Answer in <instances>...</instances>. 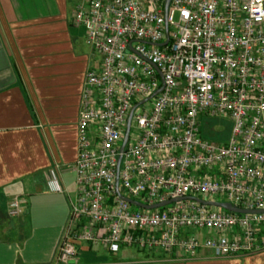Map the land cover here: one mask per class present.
<instances>
[{
	"label": "built area",
	"instance_id": "1",
	"mask_svg": "<svg viewBox=\"0 0 264 264\" xmlns=\"http://www.w3.org/2000/svg\"><path fill=\"white\" fill-rule=\"evenodd\" d=\"M73 22L100 62L85 78L78 194L57 259L82 240L188 257L263 250L264 211L198 198L264 208V0H170L167 18L166 0H76ZM206 118L230 126L225 139L205 133Z\"/></svg>",
	"mask_w": 264,
	"mask_h": 264
},
{
	"label": "crops",
	"instance_id": "2",
	"mask_svg": "<svg viewBox=\"0 0 264 264\" xmlns=\"http://www.w3.org/2000/svg\"><path fill=\"white\" fill-rule=\"evenodd\" d=\"M75 6L0 0V264H64L57 251L78 194L85 78L100 62L85 26L73 22ZM14 197L22 207L15 215ZM68 264H264V249L225 257L200 249L188 257L82 240Z\"/></svg>",
	"mask_w": 264,
	"mask_h": 264
},
{
	"label": "water",
	"instance_id": "3",
	"mask_svg": "<svg viewBox=\"0 0 264 264\" xmlns=\"http://www.w3.org/2000/svg\"><path fill=\"white\" fill-rule=\"evenodd\" d=\"M169 2L170 0H166V18H167V8H168V5H169ZM168 23V22H167ZM162 88V87H161ZM161 88H159L158 90L155 91V93H157ZM132 113H133V110L131 111L130 113V116L128 118V124H127V130H126V133H125V136H124V139L122 141V144H121V147H120V151L121 153L119 154V157H118V173H119V168H120V164H121V159H122V152L124 151V148H125V145L127 143V140H128V137H129V131H130V126H131V117H132ZM119 182V175L117 176V183ZM125 199H127L128 201L132 202V203H135L137 205H140V206H144V207H158V206H163L173 200H176V198H171V199H167V200H163V201H160V202H156V203H152V204H145L143 203L142 201H139L137 199H134V198H131L127 195H124V194H121ZM200 201L204 202V203H207V204H214V205H219V206H224L225 208L227 209H230V210H233V211H237V212H255V211H264V208L263 209H246V208H241L239 206H235L233 205L231 202L229 201H213V200H206V199H203V198H198Z\"/></svg>",
	"mask_w": 264,
	"mask_h": 264
},
{
	"label": "rangeland",
	"instance_id": "4",
	"mask_svg": "<svg viewBox=\"0 0 264 264\" xmlns=\"http://www.w3.org/2000/svg\"><path fill=\"white\" fill-rule=\"evenodd\" d=\"M96 57L100 59V55L98 53H96ZM216 121H217L216 123H212V125H208L207 131L209 133H213V136L217 138L225 139V136L228 135L230 132V130L228 132H225L228 125L226 123H223L224 124L223 125L222 122H219L220 121L219 119H217ZM224 133H226V135ZM136 208L138 207L136 206Z\"/></svg>",
	"mask_w": 264,
	"mask_h": 264
},
{
	"label": "trees",
	"instance_id": "5",
	"mask_svg": "<svg viewBox=\"0 0 264 264\" xmlns=\"http://www.w3.org/2000/svg\"><path fill=\"white\" fill-rule=\"evenodd\" d=\"M217 119H210V118H206L205 119V122H204V131H205V133L207 134V135H209V136H212V137H215V136H213V133H209L208 131H207V128H208V125H212V123H216L217 121H216ZM211 123V124H210ZM230 130V126L228 125L227 126V129H226V131L225 132H228ZM212 132V131H211ZM225 135H226V133H224ZM226 137V136H225Z\"/></svg>",
	"mask_w": 264,
	"mask_h": 264
}]
</instances>
